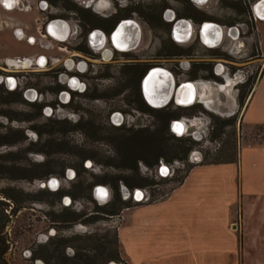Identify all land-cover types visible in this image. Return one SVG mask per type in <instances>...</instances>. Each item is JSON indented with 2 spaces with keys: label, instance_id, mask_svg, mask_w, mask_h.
Segmentation results:
<instances>
[{
  "label": "flooded vegetation",
  "instance_id": "af4514ba",
  "mask_svg": "<svg viewBox=\"0 0 264 264\" xmlns=\"http://www.w3.org/2000/svg\"><path fill=\"white\" fill-rule=\"evenodd\" d=\"M3 1L0 29L8 30L26 45L27 49L21 51L26 56L14 57L28 63L8 70L7 58L0 60V106L10 111L0 109V147H10L21 139L38 143L48 134L44 129L47 126L56 130L61 125L58 128L62 133L76 134L91 122L88 115L95 118L102 114L104 125L99 122L100 129L132 133L133 144L151 159H139L142 172L131 167L132 179L115 175L111 184H85L75 168L42 170L47 155L29 151L33 160L18 168L30 174L21 178L34 183L35 195L51 196V204L60 206L70 218L51 220V227L39 238L36 249L47 251L53 263L42 262L33 250L26 251L25 258L33 259L34 264H132L124 247L135 241L138 231L126 215L157 203L152 201L150 188L157 185L155 180L174 174L172 161L186 159L189 148L184 146L185 135L201 125L209 131L212 120L222 114L226 117L222 126H237L239 132L254 127L243 131L242 117L264 70V63L258 69L256 63L257 53L264 58L260 47V23L264 19L256 18L253 11L261 0L251 6L246 0ZM262 7L264 10V4ZM224 8L229 21L213 17ZM15 10L34 11L35 17L22 23L8 15ZM39 75L43 80L35 84ZM161 79L166 89L158 88ZM170 83L173 89L168 100L161 103L164 99L159 93L167 91ZM187 86L194 99L178 102L177 90ZM113 97L126 99L123 108L113 104ZM152 97L154 103L148 99ZM13 104L27 107L29 113L19 117L12 113L16 112L11 109ZM39 117L46 123L34 127L32 121ZM13 132L19 139L8 140ZM168 132L176 144L169 143ZM161 150H169L172 158L162 160ZM10 155L9 151L0 152L2 179L17 178L12 175L17 167L7 158ZM35 155L40 158L35 159ZM238 157L227 164H237ZM134 158L129 159L133 162ZM84 168H96L94 173H99L90 158L84 161ZM8 170L10 176L6 175ZM23 192L29 196L27 202L38 200ZM85 193L92 210L81 213L79 198ZM117 216L120 225L111 235L94 228L105 218ZM70 226L76 236L68 239L63 230ZM130 230L133 237L131 233L123 235ZM71 240L76 251L66 256L63 251ZM8 244L7 253L11 249L9 239Z\"/></svg>",
  "mask_w": 264,
  "mask_h": 264
},
{
  "label": "rangeland",
  "instance_id": "374dc122",
  "mask_svg": "<svg viewBox=\"0 0 264 264\" xmlns=\"http://www.w3.org/2000/svg\"><path fill=\"white\" fill-rule=\"evenodd\" d=\"M256 1L246 0V3L251 6ZM228 13L226 8L218 9L213 17L229 21ZM21 14L15 10L8 15L26 23ZM260 25L263 36L260 47L264 56V22ZM7 35H9L7 32L0 34V60L15 59L14 56L17 55L26 56V53L21 52L27 49L26 45L23 42L7 41ZM27 63L25 60L23 65ZM256 63L257 69L264 63V58L258 53ZM8 66V70L14 68ZM35 78V84L43 80L41 75ZM203 94L200 96L201 99L204 98ZM250 99L242 130H247L254 124L257 126L249 131L239 132L237 126L236 128L222 126L226 119L222 114L212 120L213 124L209 131H206L205 125H201L197 130L186 134L187 141L184 146L189 148L186 159L182 162L172 161L174 174L155 180L157 185L154 189L150 188L152 201L157 203L138 209L131 216L130 213L126 215L136 223L138 231L136 234L131 233L133 230L122 231L126 237L129 233L130 237L134 234L135 241L126 243L124 247L132 264H248L243 256L244 248L247 250L251 245H244L243 233L233 229L234 220H238L233 218V214L236 213L238 216L240 206L258 202L255 201V197L259 196L262 199L264 196V146H257L264 145V126H258L264 125V70L262 76L257 78ZM124 100L126 99L121 97L112 98L113 104L122 108ZM0 109L3 112H10L8 107L0 106ZM11 109L16 111L12 113L19 117H22V113H29L28 108L21 105L13 104ZM101 116L102 114L94 118L88 115L93 120L89 124L93 122L94 126L85 125L76 134L64 131L62 133L58 128L61 125H57L56 130H49L47 126L44 129L48 134L43 135L38 143L33 144L21 139L10 147H0V152L11 153L7 158L17 167L12 173L16 179H2L0 174V191L11 186L32 194L33 199H38L26 202L25 208L17 213L10 229H7L11 247L6 255L9 264H34L33 259L25 258L24 254L29 250L37 252L42 262L53 263L47 251H43L41 247L36 249V246L40 245L39 238L51 227V220L58 217L70 218V214L61 211L60 206L51 204V196L35 195L37 190L34 183L21 178L30 174L18 168L28 165V162L33 160L29 151L38 150V153L47 155V164L42 170L60 172L66 167L75 168L80 172L81 181L85 184L101 181L111 184L115 181V175L130 178L131 167H137L140 172L144 170L139 159L151 162L148 154L140 152L136 144H133L132 133L110 127L100 129L99 122L104 123ZM43 123L46 122L40 117L32 121L34 127ZM166 138L170 144H176L171 139V133L168 132ZM7 139L15 141L19 139V135L13 132ZM238 154L237 164L205 165L214 161L234 160ZM160 155L163 156L161 157L163 160L172 158L173 154L169 150H161ZM130 157H135L133 162ZM37 158L40 156L35 155V159ZM87 158L93 160L99 167L98 174H95L98 171L96 168L89 170L84 168V161ZM191 168L193 170L185 180ZM9 172L10 170L6 171L7 176H10ZM87 193L79 198L81 213L92 210V205L86 201ZM119 219V216L105 218L94 228L107 230L111 235L116 226L120 225ZM63 231L64 237L68 239L76 236L72 226ZM141 232H144V235L140 234ZM72 242L71 240L64 248L66 256L76 251Z\"/></svg>",
  "mask_w": 264,
  "mask_h": 264
},
{
  "label": "crops",
  "instance_id": "0c3cea01",
  "mask_svg": "<svg viewBox=\"0 0 264 264\" xmlns=\"http://www.w3.org/2000/svg\"><path fill=\"white\" fill-rule=\"evenodd\" d=\"M4 2L5 1L0 0V13L3 12V8L1 7V5H3ZM20 13H22L21 15H23V17L27 22L32 20L33 17H35L34 11L33 12L20 11ZM0 25H1V18H0ZM3 32L9 33V35H7V41L9 40V42H18L12 37V35L8 30L0 29V34ZM261 45H262V41H261ZM250 102L251 99L249 103ZM246 111L244 112L242 117V124L246 116ZM252 126H256V125L254 124ZM247 146H251V145H247ZM223 165L230 166L231 164H223ZM262 197H263L262 199L259 196L255 197V201L258 202H249L240 206L237 214L238 216H236V213L233 214V218H238V220L237 219L234 220L235 224L233 226V229H237V231L243 233L244 245L247 244L251 245L250 247H248L247 250L246 248H244L243 256L244 259L248 261V264H264V196ZM237 231H233V233Z\"/></svg>",
  "mask_w": 264,
  "mask_h": 264
},
{
  "label": "trees",
  "instance_id": "16d2710c",
  "mask_svg": "<svg viewBox=\"0 0 264 264\" xmlns=\"http://www.w3.org/2000/svg\"><path fill=\"white\" fill-rule=\"evenodd\" d=\"M235 161V159L230 161H214L208 164H220ZM0 196V264H8L6 259V253L9 247L7 227L22 204L27 202L29 196L23 191L13 187L2 189L0 191Z\"/></svg>",
  "mask_w": 264,
  "mask_h": 264
},
{
  "label": "bare ground",
  "instance_id": "6f19581e",
  "mask_svg": "<svg viewBox=\"0 0 264 264\" xmlns=\"http://www.w3.org/2000/svg\"><path fill=\"white\" fill-rule=\"evenodd\" d=\"M263 4L264 3H262L261 5H259V7H257L256 8V13L258 14V15H260V16H264V10H263ZM187 35V34H186ZM163 81V82H162ZM154 82V81H153ZM160 82L164 85L165 83H164V80H160ZM158 85L159 87V89H162L163 88V85ZM189 86H187V87H184V88H179L178 90H177V93H176V100L178 101V102H181V103H187V102H191L193 99H194V94H190V91L187 89ZM156 88V87H155ZM158 91V90H157ZM168 91V90H167ZM167 91H161V93H159V98H163V99H165V98H167L169 95L167 94ZM170 92V91H169ZM149 99V101L151 102V103H154V100H153V97L152 98H148ZM184 100V101H183ZM187 100V101H186ZM182 126V125H181Z\"/></svg>",
  "mask_w": 264,
  "mask_h": 264
},
{
  "label": "water",
  "instance_id": "95a60500",
  "mask_svg": "<svg viewBox=\"0 0 264 264\" xmlns=\"http://www.w3.org/2000/svg\"><path fill=\"white\" fill-rule=\"evenodd\" d=\"M262 3H264V0H261V1L257 2V3L255 4L254 8H253V11H254V15H255V17H256V18H259V19H264V16H260V15H258V14L256 13V8L259 7V5L262 4ZM10 8H11V7H10ZM5 62H6L7 65L14 66V67H19V66H21V65L23 64L24 61H23V59H11V58H7V59L5 60ZM163 87H164V89H166L164 85H163ZM167 89H168L170 92L172 91V89H173V85H172V83H170V84L167 85ZM169 91H168V93H167L168 95H170V92H169ZM166 100H168V97L165 98L164 100H162L161 103H165Z\"/></svg>",
  "mask_w": 264,
  "mask_h": 264
}]
</instances>
